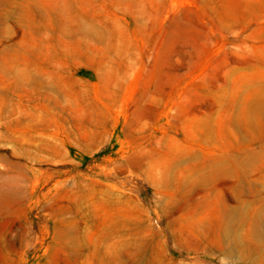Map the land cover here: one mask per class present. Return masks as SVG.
<instances>
[{
    "label": "rangeland",
    "instance_id": "1",
    "mask_svg": "<svg viewBox=\"0 0 264 264\" xmlns=\"http://www.w3.org/2000/svg\"><path fill=\"white\" fill-rule=\"evenodd\" d=\"M0 264H264V0H0Z\"/></svg>",
    "mask_w": 264,
    "mask_h": 264
}]
</instances>
